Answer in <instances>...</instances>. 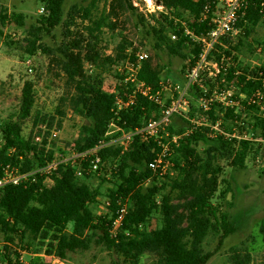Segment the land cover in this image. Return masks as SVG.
I'll return each mask as SVG.
<instances>
[{
	"label": "trees",
	"instance_id": "obj_1",
	"mask_svg": "<svg viewBox=\"0 0 264 264\" xmlns=\"http://www.w3.org/2000/svg\"><path fill=\"white\" fill-rule=\"evenodd\" d=\"M38 1L43 5L45 14L38 16L40 26L30 31L34 39H30L31 47L28 51L32 54L38 47L42 33L50 34L64 18L65 0ZM154 1L159 2L166 11L161 16L166 26L149 25L152 34L156 36V47L164 44L169 54L182 59L187 58L185 52L188 51L192 65L199 54V46L184 35L180 23L184 22L198 34L208 32L217 13V0ZM262 3L264 0H252V4L245 10L247 21L253 29L258 25L264 26L260 13L263 9L264 14ZM205 8H209L207 18L200 22ZM90 12V8L85 7L81 14L83 21L90 22L85 28V34H78L77 38L62 44L58 50L59 67L65 74L66 87L70 91L61 98L62 106L56 109L57 116H64L65 106H68L73 114L87 121L72 142L78 151L96 147L101 141H109L111 138L107 135L112 125L121 130H131L158 115V106L143 96H139L132 105L116 111V97L120 96L125 101L129 93L124 86L125 72H118L117 67L126 60L130 42L123 39L124 44H119L112 54L104 56L93 37L105 27L114 29L110 19L116 21L121 15H128L135 18L137 24L148 25L146 16L133 5L132 0H110L109 17L101 18L99 22L90 20ZM8 20L7 10L0 8V35ZM15 22L22 25L23 17L17 16ZM168 30L178 35L175 44L168 42ZM255 42L263 46L264 50L262 42ZM250 47L251 44H248L244 50ZM42 50L49 52L46 48ZM234 50L235 53L221 49L222 54L219 51L214 53V59L218 61L225 55L231 60L239 47ZM85 63L93 69L90 75L85 71ZM107 67L116 69V72L106 73ZM219 79L206 85L213 88ZM227 82L237 86L245 96L257 90L264 92V64L248 69L233 60L228 68ZM148 84L159 88L160 72H155ZM31 105L32 88L28 85L22 94L21 119L30 115ZM242 106L239 114L233 110L225 112L224 129L230 133L231 125L241 121L247 124L246 128L253 130L256 138L264 141V116L259 114V108L248 105L246 100ZM200 114L203 112L196 107V97L190 98L189 116ZM217 117L209 113L210 122L213 123ZM248 118L253 124L249 123ZM48 119V123L52 124L54 116L50 115ZM189 126V121L183 119L170 123L166 128L169 139L177 137V145H172L174 152L171 157L176 175L167 176V182L158 178L149 168V163L156 158L160 149L153 138L145 140L136 136L124 152L115 145L104 147L98 152L103 160L113 161L115 165L110 181L113 187L106 194L108 212L105 215H97L91 210L90 204L96 201L100 193L86 182L89 176L79 177L72 165L61 166L59 177L55 178L51 186H46L39 179L25 185L4 187L0 192V239L3 237L4 241L16 245L25 240H37L45 248V254L56 255L64 260L69 259L70 253L87 250L95 242L101 244L104 251L115 253L127 264H207L223 246L226 238L235 231L230 215L223 210L224 195L228 188L216 197L221 168L215 162L223 158L229 160L232 167L244 168L252 154L258 155L262 151L260 155L264 156V147L260 144L255 146L254 141H236L221 135L211 137L206 126L187 133ZM0 135V166L10 163L22 172L30 170L34 162L28 156L30 150H34L35 161L39 165L43 163L36 147L23 136L19 121L1 122ZM161 139L165 141L166 137ZM199 144L203 146L202 150L198 148ZM20 157L23 161H20ZM103 169L107 171V168ZM167 187L170 188L169 192H166ZM33 199L37 205H31ZM122 207H126V214L119 230L113 234L111 228ZM154 213L160 215L159 226L144 229ZM259 232L264 241V218L260 222ZM210 233L218 236V242L213 251H206L204 241ZM0 259L6 264H22L7 254L0 256ZM245 260L238 256L234 258L237 264H247ZM38 261L35 258L28 264H47Z\"/></svg>",
	"mask_w": 264,
	"mask_h": 264
},
{
	"label": "rangeland",
	"instance_id": "obj_2",
	"mask_svg": "<svg viewBox=\"0 0 264 264\" xmlns=\"http://www.w3.org/2000/svg\"><path fill=\"white\" fill-rule=\"evenodd\" d=\"M133 1L136 4L134 5L138 7V10L146 16L148 25L137 24L135 18L128 15H121L116 21L115 19H110V22L114 25V29L105 27L101 31L96 32L93 37L97 40L98 48L104 56H109L113 53L116 46L121 43L124 44L123 39H127L130 42L128 48L134 41L139 42L149 56L145 64V72L151 74V76L155 72H160L159 88L152 87L148 84L149 82H147V85L151 87L152 93H156L162 89L163 92L159 97L158 103L150 101L147 98L150 102L158 106V112L156 111L158 115L156 117H151L143 121L141 126L131 130H121L117 126L112 125L107 135L112 140L119 137L123 132L125 134H133L143 128L149 121L162 118L165 110L178 97L176 88L178 87L182 91L188 85L186 75L192 58L189 52H185L187 58L182 59L180 56L169 54L164 44L156 47V36L149 29V25L156 24V19L162 20L161 16L165 14V8L161 5L158 6L156 1H153L152 8L147 7L144 0ZM85 7H89L91 10L89 15L92 22H99L101 18L109 17L110 0H65L63 5V22L50 34L42 33L38 47L32 54L28 51L31 47L30 39H34L30 31L40 26L38 16L45 14L43 5L38 0H0V8H5L9 16L8 23L3 27V34L0 35V112L3 114L0 117V123L8 120L19 121L23 136L30 141H32V134L38 123H47L50 115L57 118L56 109L62 106L61 98L65 97L70 91L66 87L65 74L59 67L58 50L62 44L77 38L78 34H85V28L90 24L89 21H83L81 19V14H83ZM41 9L43 10L40 13L39 11ZM17 16L23 17L22 25L15 22ZM66 20L68 23H66ZM253 34L256 38L253 40L260 41L264 45V26L258 25L255 27ZM168 42L170 44L176 43H172L169 40ZM39 44H41V47H39ZM43 48L49 49V52L43 51ZM233 55L235 57L230 60L231 63L235 60L237 63H242L244 67H248V69L264 64V50L256 56H250L249 50L246 51L244 48H239L238 52ZM91 70L93 71L85 63V71L88 75L92 73ZM109 71L114 74L116 69L107 67L105 72L108 73ZM121 73L123 74V72ZM208 82L211 84L214 81L213 79H204L202 77L199 81L202 87L194 84L189 85L187 88L186 98L190 104V98L196 97V107L198 110H201L198 99L204 93L203 90L206 89L208 95L216 88V86H213V88L207 86L206 83ZM28 85L32 88L30 115L21 119L22 94L24 88ZM125 87L129 90V93L125 101L120 96L116 97L117 112L119 109L126 108L125 104L128 101V97L135 89V85L129 83ZM197 89L199 90L197 91ZM240 94L244 95L239 91L235 97L238 98ZM139 96L142 95L137 94L134 102ZM250 96L244 95L242 102L244 100L247 102ZM119 100L121 104H119ZM65 107V111L68 112L69 107ZM213 108L209 112L202 111L203 114L191 117L189 116V107L187 118L169 121L166 128L170 123H176L185 119L190 123L187 133H193L199 127L206 126L211 137L221 135L226 139H235L236 141L246 139L233 137V132L246 130L250 135V139L247 141H254L255 146L260 144L264 147V141L256 138L253 130L246 128L247 124H243L241 121H236L235 125H231L232 131L230 133L224 129L223 118L225 112L227 110H233L235 114H239L243 106L241 108H224L215 103ZM219 108L221 111H219ZM210 112L218 116L216 120L221 119L222 133L214 132L210 128L209 125L212 124L209 120ZM259 114L263 116L260 112ZM203 119L207 120V125L202 123ZM195 120L201 123L196 128L193 124ZM86 122L83 117L72 114L63 125L64 131L60 138V144L66 147L67 144L73 142L74 137L78 135L82 125ZM249 123L253 124L251 119ZM136 136L138 135L135 134V138ZM198 148L202 150L203 146L199 144ZM261 152L259 151L258 155L252 154L246 160V166L244 168L232 167L229 163L230 161L223 158H219L215 162L221 168L218 179L220 185L216 197L219 196L218 194L220 192L228 188V191L224 195L223 210L227 211L230 215V221L233 223L235 231L226 238L223 246L207 264H237L234 262L235 256L245 258L247 264H264V241L259 232L260 222L264 218V156L260 155ZM48 154L52 155V153ZM114 167L113 161L108 159L104 160L101 172L91 174L87 178L86 182L100 193L96 201L90 204L91 210L97 215H105L108 212L106 194L108 189L113 187L110 181H112L111 173ZM103 168H107V171ZM169 172H172V174ZM153 173L164 181L168 178L167 176L175 177L176 175L174 166L167 168V174L161 175L158 171ZM54 181V176H51L48 180L44 181V184L51 186L54 184ZM169 191L170 188L167 187L166 192ZM173 196L175 198V193H173ZM34 204L37 205V201L33 200L31 202V205ZM159 219L160 215L154 213L151 219L145 224L144 229L150 230L157 228L159 226ZM116 231V226L113 225L111 232L115 234ZM1 238L3 239V237ZM217 242L218 236L210 233L204 241V249L206 251H213L217 246ZM11 245L12 248H9L7 251L8 257L14 260H20L19 262H23L22 264H28L30 260H34L35 258H38V262L40 263L48 262V259L41 257L42 254L46 255L45 248L40 246L37 240H25L20 245L13 243ZM0 261L6 264L3 259H0ZM67 262L70 264H127L115 253L104 251L103 246L95 242L87 250L70 253Z\"/></svg>",
	"mask_w": 264,
	"mask_h": 264
},
{
	"label": "built area",
	"instance_id": "obj_3",
	"mask_svg": "<svg viewBox=\"0 0 264 264\" xmlns=\"http://www.w3.org/2000/svg\"><path fill=\"white\" fill-rule=\"evenodd\" d=\"M132 3L133 5L135 4L133 0ZM251 4L252 0H217L215 6L217 13L212 19L211 30L206 33L198 34L192 28L187 27L184 22L180 23V27L184 28V35L190 37L194 44L199 46V54L187 71V87L182 91H180L178 87L176 88L178 97L173 100L170 107L165 110L162 118L149 121L143 128L137 130L133 134H125L123 132L119 137L113 140L101 141L96 147L78 151L75 148V144L72 142L67 144L66 147L60 144V138L64 131L63 125L73 114L72 109L69 107L68 112H66L64 116L54 117L52 124L40 122L34 128L31 144L41 153L43 159L41 165L35 161L34 150H30L28 156L34 161L32 162L33 167L30 170L22 172L19 167H13L10 163L0 166V192L8 185H25L39 179L45 181L51 176L58 178L59 169L61 166L66 165H72L76 169V174L79 177L98 174L101 172L104 164V160L100 157L98 152L109 145H115L121 149V152H124L134 142L135 134L145 140L149 138L155 139L160 149L156 158L149 163V168L154 172L158 171L161 175L167 174V168L173 166L171 157L174 148L172 145H177V137L172 136L169 139V134L166 132V125L169 121L174 119L188 117L190 104L186 98V91L189 85L195 84L202 87L201 84H199L200 78L202 77H204V79H213V81L220 78L219 83H216V88L211 94L207 95V90L204 89V93L198 99L199 106L204 112L211 111L215 103L224 108H241L242 106L241 102L244 95L240 94L239 97L236 98L235 96L236 93L239 92V88L231 84L229 85L227 82L228 68L232 64L230 59L222 55L220 60L217 61L214 59L213 54L218 51L222 54V51H220L221 49L235 53L234 49L237 47L245 49L248 44H251L249 48L250 56H256L263 50V46L258 45L255 40H253L256 39L253 34L254 29L246 18L245 10ZM263 6L264 3L261 4V7ZM42 10L43 9L39 12L41 13ZM262 11L263 9L260 10L262 14L261 22L264 23V14ZM208 12L209 8H205L199 19L200 22L206 20ZM155 23L166 26L160 19H156ZM166 36L172 43L177 42L179 39L178 35L171 30L166 31ZM126 54V60L117 67L118 72H125L124 85L126 86L128 83L135 85V89L129 95L128 101L125 104L126 107L134 102L137 94L158 103L163 89L156 93H152L151 87L147 85V82H149L151 78V74L145 72V64L149 57L148 53L139 42L134 41L132 45L127 48ZM237 73L238 72L235 74ZM221 84L224 85L220 87ZM119 104H121L120 100ZM247 104L257 106L259 112L264 116V92L262 90L253 92L247 99ZM2 115L3 114L0 112V117H2ZM202 123L205 125L208 124L206 119H203ZM193 124L196 128L201 123L195 120ZM209 126L214 132L222 133L221 119H217ZM163 136L166 137L165 141L161 139ZM232 136L239 139H250V135L246 130L242 132L234 131ZM1 142L2 138L0 135V143ZM48 153H52V155ZM19 159L23 161L22 157ZM170 174H172V172ZM33 200L35 201V199ZM125 214L126 207H122L117 214V218L113 222L117 231L122 224ZM9 248H12L11 243L0 239V256L7 254ZM41 257L48 259V262H46L47 264H70L67 260L56 255L42 254ZM0 264L3 263L0 262Z\"/></svg>",
	"mask_w": 264,
	"mask_h": 264
},
{
	"label": "bare ground",
	"instance_id": "obj_4",
	"mask_svg": "<svg viewBox=\"0 0 264 264\" xmlns=\"http://www.w3.org/2000/svg\"><path fill=\"white\" fill-rule=\"evenodd\" d=\"M144 1H145V4H146L147 7L152 8L154 0H144ZM156 3H157L158 6L161 5L159 2H156Z\"/></svg>",
	"mask_w": 264,
	"mask_h": 264
}]
</instances>
